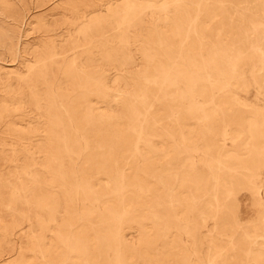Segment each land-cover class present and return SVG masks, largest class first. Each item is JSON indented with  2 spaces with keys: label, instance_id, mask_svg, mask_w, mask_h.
Masks as SVG:
<instances>
[{
  "label": "rangeland",
  "instance_id": "1",
  "mask_svg": "<svg viewBox=\"0 0 264 264\" xmlns=\"http://www.w3.org/2000/svg\"><path fill=\"white\" fill-rule=\"evenodd\" d=\"M0 264H264V0H0Z\"/></svg>",
  "mask_w": 264,
  "mask_h": 264
}]
</instances>
